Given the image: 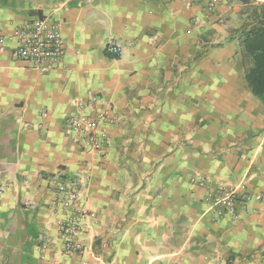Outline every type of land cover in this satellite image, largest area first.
<instances>
[{
  "label": "crops",
  "instance_id": "0c3cea01",
  "mask_svg": "<svg viewBox=\"0 0 264 264\" xmlns=\"http://www.w3.org/2000/svg\"><path fill=\"white\" fill-rule=\"evenodd\" d=\"M209 1L0 0V264H264V204L215 221L191 180L264 190V104L239 46L264 0ZM43 16L67 46L45 73L12 54L16 26ZM102 111L117 122L89 150L65 120ZM60 172L89 176L82 256L59 238Z\"/></svg>",
  "mask_w": 264,
  "mask_h": 264
},
{
  "label": "built area",
  "instance_id": "2783aa9c",
  "mask_svg": "<svg viewBox=\"0 0 264 264\" xmlns=\"http://www.w3.org/2000/svg\"><path fill=\"white\" fill-rule=\"evenodd\" d=\"M187 8L192 6V0H184ZM219 0H210L207 3L212 10ZM16 45L12 54L16 59L26 61L34 69L41 73L49 72L57 68L66 55V40L57 22L47 16L38 17L31 21L23 22L16 26L12 34ZM5 39L4 33L0 31V43ZM106 53L119 57L122 53L120 45L108 44ZM99 101L98 95H93L86 102L80 103L81 108L91 107ZM47 111L43 116H47ZM117 122V117L108 111H102L95 115H70L66 118L67 128L81 138L84 146L93 151H102L108 141L110 134L108 125ZM38 124L26 122L24 127L31 129ZM88 175L84 177L70 175L60 172L49 178V184L54 188L56 196L54 204L62 209H70L69 215L59 223V238L66 252L85 254V247L77 239V236L88 227V219L95 218L96 214L81 204L82 187ZM192 182L207 188V200L213 213L215 221L232 217L238 219L241 212H246L248 206L254 202L264 204V190H251L244 182L236 185L215 184L211 185L208 180L193 177ZM3 187L0 188L2 190ZM42 247L47 246V236H43Z\"/></svg>",
  "mask_w": 264,
  "mask_h": 264
},
{
  "label": "trees",
  "instance_id": "16d2710c",
  "mask_svg": "<svg viewBox=\"0 0 264 264\" xmlns=\"http://www.w3.org/2000/svg\"><path fill=\"white\" fill-rule=\"evenodd\" d=\"M250 17L249 26L239 38V46L247 58L248 88L264 104V3L255 5Z\"/></svg>",
  "mask_w": 264,
  "mask_h": 264
}]
</instances>
